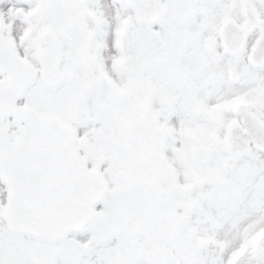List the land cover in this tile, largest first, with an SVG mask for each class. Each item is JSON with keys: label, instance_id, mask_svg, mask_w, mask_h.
Returning a JSON list of instances; mask_svg holds the SVG:
<instances>
[{"label": "snow or ice", "instance_id": "1", "mask_svg": "<svg viewBox=\"0 0 264 264\" xmlns=\"http://www.w3.org/2000/svg\"><path fill=\"white\" fill-rule=\"evenodd\" d=\"M0 264H264V0H0Z\"/></svg>", "mask_w": 264, "mask_h": 264}]
</instances>
